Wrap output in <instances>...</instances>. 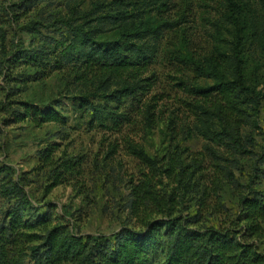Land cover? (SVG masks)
Segmentation results:
<instances>
[{
	"label": "trees",
	"instance_id": "obj_1",
	"mask_svg": "<svg viewBox=\"0 0 264 264\" xmlns=\"http://www.w3.org/2000/svg\"><path fill=\"white\" fill-rule=\"evenodd\" d=\"M239 1L223 0V10L212 23L215 43L207 51L194 56L184 47L173 55L183 63L182 73L190 75L180 83L188 94L183 103L194 116V129L217 145L248 151L244 141L249 140L243 141L239 130L254 120L257 93L244 74L243 56L250 49L264 58V0L248 12L239 11ZM129 5L130 0L96 5L82 15L79 24L64 20L70 33L66 41H56L49 49L16 51L7 61L13 67L40 70L31 80L66 70L71 81L81 85L72 98L78 114L88 116L90 127L144 132L154 118L146 99L155 83L153 68L164 29L142 22L134 14L141 10L132 12ZM106 7L110 11L104 12ZM221 29L227 38L220 43ZM13 111L15 119H28L38 126L65 124V118L52 108L18 102ZM128 145L144 164L157 166L139 144L130 140ZM57 152L58 147L50 144L38 153V166L47 169L46 193L67 177H76L81 167L66 151ZM185 167L179 164L180 171ZM130 192L137 228L123 227L111 239L77 237L51 204L32 210L23 185L13 180L8 167L1 166L0 264H264V254L254 244L264 235V193L244 196L241 211L230 225L213 227L200 226L197 215L175 213L172 198L158 197L155 177L145 172ZM150 202L159 211L157 216L146 210Z\"/></svg>",
	"mask_w": 264,
	"mask_h": 264
},
{
	"label": "rangeland",
	"instance_id": "obj_2",
	"mask_svg": "<svg viewBox=\"0 0 264 264\" xmlns=\"http://www.w3.org/2000/svg\"><path fill=\"white\" fill-rule=\"evenodd\" d=\"M110 1L0 0V167H8L13 180L23 185L32 210L51 204L77 237L111 239L123 227L137 228L130 187L143 172L155 177L158 197L172 198L175 213L197 215L200 226H229L239 215L244 196L264 193V58L250 49L243 56L244 74L257 93L254 120L239 130L242 140H249L244 141L248 149L244 151L217 145L194 129V116L183 103L188 94L180 83L190 75L182 73L185 67L173 55L185 47L197 56L215 43L212 23L223 10V0H130V11L141 10L134 14L142 22L164 29L153 68L155 83L146 99L154 118L144 132L90 127L88 116L78 114L72 98L81 85L72 82L66 70L31 80L40 70L13 67L7 61L16 51L49 49L56 41H66L70 33L64 20L79 24L85 12ZM257 1H239V11L253 10ZM222 34L217 37L220 43L227 38L225 31ZM18 102L52 108L65 124L38 126L28 119L17 120L13 110ZM130 140L156 161L155 168L131 153ZM50 144L58 152L66 151L81 167L76 177H67L46 193L47 169L38 166V153ZM179 164L186 166L183 172ZM146 210L150 216L159 212L151 202ZM254 244L264 254V235Z\"/></svg>",
	"mask_w": 264,
	"mask_h": 264
}]
</instances>
